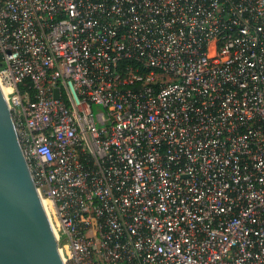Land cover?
I'll list each match as a JSON object with an SVG mask.
<instances>
[{"label":"built area","instance_id":"obj_1","mask_svg":"<svg viewBox=\"0 0 264 264\" xmlns=\"http://www.w3.org/2000/svg\"><path fill=\"white\" fill-rule=\"evenodd\" d=\"M0 84L64 264H264V0H0Z\"/></svg>","mask_w":264,"mask_h":264},{"label":"water","instance_id":"obj_2","mask_svg":"<svg viewBox=\"0 0 264 264\" xmlns=\"http://www.w3.org/2000/svg\"><path fill=\"white\" fill-rule=\"evenodd\" d=\"M0 264H64L1 84Z\"/></svg>","mask_w":264,"mask_h":264},{"label":"bare ground","instance_id":"obj_3","mask_svg":"<svg viewBox=\"0 0 264 264\" xmlns=\"http://www.w3.org/2000/svg\"><path fill=\"white\" fill-rule=\"evenodd\" d=\"M43 203H44V205H45V208L48 209V208H49V205H50V201H49V199L44 198V199H43Z\"/></svg>","mask_w":264,"mask_h":264}]
</instances>
